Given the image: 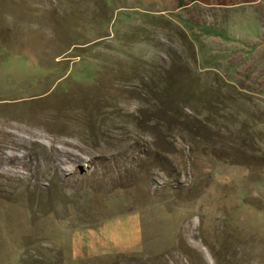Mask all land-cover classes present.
Returning <instances> with one entry per match:
<instances>
[{
	"label": "rangeland",
	"instance_id": "obj_1",
	"mask_svg": "<svg viewBox=\"0 0 264 264\" xmlns=\"http://www.w3.org/2000/svg\"><path fill=\"white\" fill-rule=\"evenodd\" d=\"M218 3L0 0V264H264V0Z\"/></svg>",
	"mask_w": 264,
	"mask_h": 264
},
{
	"label": "crops",
	"instance_id": "obj_2",
	"mask_svg": "<svg viewBox=\"0 0 264 264\" xmlns=\"http://www.w3.org/2000/svg\"><path fill=\"white\" fill-rule=\"evenodd\" d=\"M255 1L258 0H234L236 5ZM218 2L202 0V3ZM139 225V217L135 213H129L127 216L107 219L96 226L75 230L71 242L79 255L99 256L128 249L133 251L141 242Z\"/></svg>",
	"mask_w": 264,
	"mask_h": 264
},
{
	"label": "bare ground",
	"instance_id": "obj_3",
	"mask_svg": "<svg viewBox=\"0 0 264 264\" xmlns=\"http://www.w3.org/2000/svg\"><path fill=\"white\" fill-rule=\"evenodd\" d=\"M26 87V86H25ZM16 101V100H15ZM22 106V105H21ZM2 107H5V111L3 113H0V120H26L30 117L29 112L27 114H22L20 111H18L16 108H12L11 104L8 105H2Z\"/></svg>",
	"mask_w": 264,
	"mask_h": 264
}]
</instances>
